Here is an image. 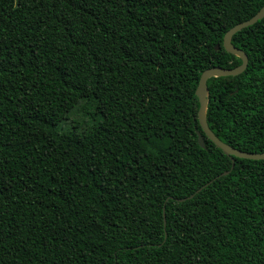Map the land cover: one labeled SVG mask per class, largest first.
I'll list each match as a JSON object with an SVG mask.
<instances>
[{
    "label": "trees",
    "instance_id": "trees-1",
    "mask_svg": "<svg viewBox=\"0 0 264 264\" xmlns=\"http://www.w3.org/2000/svg\"><path fill=\"white\" fill-rule=\"evenodd\" d=\"M263 6L0 0V264H264Z\"/></svg>",
    "mask_w": 264,
    "mask_h": 264
},
{
    "label": "water",
    "instance_id": "water-1",
    "mask_svg": "<svg viewBox=\"0 0 264 264\" xmlns=\"http://www.w3.org/2000/svg\"><path fill=\"white\" fill-rule=\"evenodd\" d=\"M264 18V6L249 20L243 21L241 23L236 24L233 26L230 30L227 31L224 38V47L225 49L233 54H236L240 58H242V63L236 67L233 68H226L221 66H215L208 68L203 71L196 94L199 98L200 107L198 110V118L202 127L203 132L206 134L207 137H209L218 148L222 149L225 154L236 156L239 158H248V159H254V160H260L264 159V152L262 153H256V152H247L240 149H237L230 144L224 142L221 140L215 132L211 129V127L208 124L207 121V105L209 102V88H208V80L211 77H219V76H236L238 74H241L244 72L248 66L249 63V57L247 53L242 50L241 48L236 47L233 42V36L241 31L243 28L254 25L259 20H262ZM220 45L216 46V49H219ZM199 143L203 148H207L206 141L204 138V135L199 132ZM223 174H228V172H224ZM214 180L208 182L203 187L199 188L196 193H199L204 187L211 184ZM195 194H192L186 198H180L179 201H185L186 199H191L194 197ZM166 224V217L164 219Z\"/></svg>",
    "mask_w": 264,
    "mask_h": 264
},
{
    "label": "rangeland",
    "instance_id": "rangeland-1",
    "mask_svg": "<svg viewBox=\"0 0 264 264\" xmlns=\"http://www.w3.org/2000/svg\"><path fill=\"white\" fill-rule=\"evenodd\" d=\"M80 119H82V114L79 112L78 109H76L71 113L70 119L66 123L70 124L72 123L73 120H80Z\"/></svg>",
    "mask_w": 264,
    "mask_h": 264
}]
</instances>
